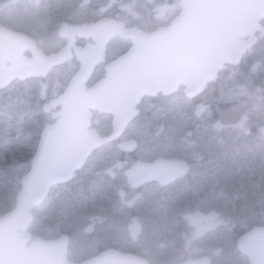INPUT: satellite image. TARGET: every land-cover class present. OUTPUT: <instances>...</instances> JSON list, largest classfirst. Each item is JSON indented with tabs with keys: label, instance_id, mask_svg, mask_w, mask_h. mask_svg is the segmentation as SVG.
<instances>
[{
	"label": "rangeland",
	"instance_id": "rangeland-1",
	"mask_svg": "<svg viewBox=\"0 0 264 264\" xmlns=\"http://www.w3.org/2000/svg\"><path fill=\"white\" fill-rule=\"evenodd\" d=\"M76 1L74 6L82 10L84 0ZM110 1L90 0L99 6ZM56 3L0 0V13L12 14L19 6L22 10L17 12L23 14L25 7L26 16L31 21L44 20V34L57 42L64 20L62 11L56 19ZM176 7V0L116 3V9H121L120 20L128 16L148 28L165 26L169 11ZM87 16L77 13L69 18L81 22ZM260 42L250 73L235 67L226 69L198 100L189 101L184 93L146 100L143 107L149 111L146 114L145 110L142 121L151 128L152 140L146 138L150 133L147 128L131 125L126 139L140 140L138 149L125 153L116 144L100 150L71 184L56 186L35 211V231L53 238L69 234L70 257L82 259L97 249L96 239L99 244L135 247L128 225L136 216L145 227L146 238L156 229L168 231V235L154 237L149 245L157 259L173 262L191 255L209 256L212 264H250L237 241L250 228L264 224V33ZM75 68L68 65L55 72L52 80L31 82L25 90L13 86L0 94V215L14 207L13 185L17 189L21 177L30 170L41 131L53 122L51 114L29 104L28 99L37 95L47 101L54 98L67 86ZM226 104L229 106H223ZM109 122L108 116L95 119L103 128ZM154 136L159 142L152 144ZM136 157L144 161L158 157L191 159L195 170L171 193L151 185L131 189L123 173ZM176 205L182 208L184 218L180 230L172 216ZM256 213L259 216L254 218ZM90 231L94 233L92 243Z\"/></svg>",
	"mask_w": 264,
	"mask_h": 264
},
{
	"label": "water",
	"instance_id": "water-1",
	"mask_svg": "<svg viewBox=\"0 0 264 264\" xmlns=\"http://www.w3.org/2000/svg\"><path fill=\"white\" fill-rule=\"evenodd\" d=\"M181 12L167 27L152 37L136 31L123 32L133 41L128 53L107 66V76L87 90L85 83L105 53L106 41L118 34L122 24L104 20L96 25L71 28L63 24L60 34L69 44L56 57L27 62L22 52L26 37L0 28V90L16 79L42 72L63 63L73 46L75 34L93 36L98 45L81 48V70L67 91L46 105L49 111L62 104L54 116L58 120L42 131L31 170L22 177L17 205L0 216V264H76L68 259L69 238L45 240L27 232L33 210L49 195L51 188L65 184L81 170L92 153L105 143L115 141L137 115L136 106L144 95L171 94L183 84L188 98L203 92L225 64H238L258 41L257 32L264 20V0H181ZM107 7H104V11ZM5 57L14 65L7 67ZM93 111L113 116V132L102 137L92 129ZM122 150L133 152L136 142L120 143ZM189 172L186 161L159 158L150 163L137 162L126 170L128 183L138 188L158 181L165 186ZM131 233L138 235L137 219ZM239 249L251 264H264V226H256L238 240ZM79 264H149L146 259L116 250ZM181 264H210L208 258L190 259Z\"/></svg>",
	"mask_w": 264,
	"mask_h": 264
},
{
	"label": "flooded vegetation",
	"instance_id": "flooded-vegetation-1",
	"mask_svg": "<svg viewBox=\"0 0 264 264\" xmlns=\"http://www.w3.org/2000/svg\"><path fill=\"white\" fill-rule=\"evenodd\" d=\"M176 1L178 2V7H176L175 10L173 8L172 11H169L168 21L165 22V25L173 18V16L177 12L180 11V2L178 0H176ZM78 2L79 1H76V0H57L56 5H57V8L59 10L57 11L58 17L56 19L60 18V13L62 11L63 15H65L64 17H67V19H68V20H64L63 22L67 21L69 23V25H71L72 27H76V28L79 26H82V25L97 24L100 21L105 20V19H111V20H115L117 22L122 23L123 24V31L127 30V29L128 30L134 29L133 31H137L139 34H144L146 36H152L158 30V28L161 27V26H157L154 28H148L145 25H141L139 22H138V24H136L135 21H133L134 18H128V16L126 17V19L122 18V20H120L118 15L121 14L120 13L121 9H116L117 0H114V1L111 0L107 5H105V6H108L107 10H105V11H102V8L104 6H99L98 4H91L90 0H84L81 3V5L83 6V9L81 10L78 6H74ZM84 2L86 4H84ZM84 9L86 11H84ZM21 10H22L21 7L18 6L15 9H13L12 14H7L5 16V15L0 13V28L6 27L7 29L11 30L12 32L19 34L21 37H26L25 39H27V42L30 43L31 45H30V47H28L24 51V53H23L24 58L27 60L33 61V60L46 59V58H49V57H52L54 55L59 54L61 52V50L63 49V47H65L67 45V40L59 35V30H58V36H57L58 41L54 42L56 40H54V38L52 36H49V35L47 36V34L46 35L44 34V28L42 26L44 23H41V21H44V20L37 19L36 21H31L25 14L26 8L24 7V10L22 11L23 14H20L19 12H17V11H21ZM164 10L168 11V7L166 6ZM96 12H98V15L90 17L92 15V13H96ZM77 13H79L81 15L86 14L88 16L85 17V19L81 22H76L72 18H69V16H68V15H74ZM64 19H66V18H64ZM86 36H89V35H85V36H77L76 35L75 36L74 47H72L70 57L63 64L51 66L46 75L35 74V75H32L31 77L25 78L24 80L17 79L13 82V84H17V83L26 84V83H31L34 81L44 83V82H47L49 80H52L54 78L53 75L55 74V72L57 73L59 70H61L64 67H67L68 65H73L76 67L75 68L76 71L71 76V78L69 79V82H70L72 77L78 72V70L80 69V66H81V62H80L78 55L76 54L75 48H77V47L93 48L97 45L96 41L92 37H86ZM132 45H133L132 40L129 38H124L121 35V32L118 35H116L115 37H112L106 44V50H105L103 60L98 65L95 66L94 70L91 73V76L89 77V79L86 83L88 88L91 87L92 85H94L95 83L99 82L100 80L104 79L106 77V67L111 62H113L118 57H120L122 54L128 52L131 49ZM39 58H41V59H39ZM11 64H12V61L10 59L5 58V65L8 67ZM69 82L67 83V86L69 85ZM67 86H65L63 89H61V91L58 95L63 93L64 90L67 88ZM183 90H184V87L181 86L178 91L182 92ZM57 96H55V97H57ZM157 97L161 98V97H164V95L159 94ZM51 99H49V100H51ZM140 107H142V105H140ZM59 109H60V106H58L54 110H52L50 112L52 114V116ZM94 116L96 117V116H98V114L95 113ZM128 140H132V138H129ZM169 158H172V157H169ZM138 160H140V159L135 158L134 162H136ZM153 160H155V158L152 160H145V161H153ZM186 160L190 165V173L189 174L177 179L176 181H174L173 183H171L167 186H161L158 182H152V183L146 184L144 186L151 185L154 188H160L161 190H163L167 193H171L170 190L175 188L177 185L181 184V182L183 180L189 179V177L192 175V172L195 170L193 160H191V159H186ZM123 177L125 178V174H123ZM144 186H142V187H144ZM192 186H194V184H192ZM179 206H181V204ZM174 211L175 212L173 214H177L178 216H182V208L181 207H177V205H176ZM186 215H188V214H186ZM134 217L135 216H133V218ZM175 227L180 229V227L177 225L176 221H175ZM160 234L168 235V231L165 228L156 229L154 232L149 233L148 238H146L144 236L145 235V227H143V231H142L141 235L134 242L135 247H133L130 250V252L134 251L135 254L146 257L151 262V264H174V263L180 262L181 260H177V259H173V260H177L175 262H170V261H164L162 259H157L155 256L153 257L152 254L154 252V249L150 248L149 245L151 244L154 237H157ZM88 236L90 238V243H92L94 238H91V237L94 236V233L92 231H90ZM183 237H185L184 234H183ZM96 248L99 249V247H97V246H96ZM101 251L102 250H100L99 252H101ZM99 252H97L96 254H98ZM165 259L171 260L168 257H165ZM185 259H187V258H184V260Z\"/></svg>",
	"mask_w": 264,
	"mask_h": 264
},
{
	"label": "trees",
	"instance_id": "trees-1",
	"mask_svg": "<svg viewBox=\"0 0 264 264\" xmlns=\"http://www.w3.org/2000/svg\"><path fill=\"white\" fill-rule=\"evenodd\" d=\"M260 45H261V42H259L253 49H251L248 53H247V55L243 58V61H242V63L239 65V66H237V67H235V68H239V69H241V70H243V71H247V72H249L250 73V71H251V67H252V62H253V56H254V54L258 51V49H259V47H260ZM228 68H234V66L232 67V66H229ZM225 74V71L223 72V74H222V76ZM22 86V85H21ZM21 89H22V87H20ZM30 102L31 103H33L38 109H39V107H40V103H41V100H40V98H32V99H28V103L30 104ZM142 116V115H141ZM141 116H139V118H138V120H137V122H138V125H139V127L140 128H147L148 130H151V128L148 126V125H146L145 124V126H142V124H144L143 123V121L141 120L142 119V117ZM109 128H110V122H109V126L108 127H106V128H103V127H100V129H101V131L103 132V133H105V134H107L109 131ZM148 137H150V134H149V136ZM149 139H151L152 140V138H149ZM150 140V141H151ZM16 188V185L14 184L13 185V196H11L12 197V204H15L16 203V193L18 192V188H20V184L17 186V189H15ZM7 208H9V207H7ZM258 213H260V212H258ZM257 214V213H256ZM256 216H259V214H257V215H255L254 216V218L256 217ZM257 224H259V223H257ZM32 230L34 231V232H36L35 230H36V228H34V227H32ZM41 234V236H44L45 238H50V236L48 235V234H44V233H40Z\"/></svg>",
	"mask_w": 264,
	"mask_h": 264
}]
</instances>
